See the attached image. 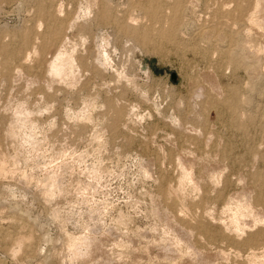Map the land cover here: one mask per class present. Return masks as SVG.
I'll return each mask as SVG.
<instances>
[{"label": "rangeland", "instance_id": "obj_1", "mask_svg": "<svg viewBox=\"0 0 264 264\" xmlns=\"http://www.w3.org/2000/svg\"><path fill=\"white\" fill-rule=\"evenodd\" d=\"M0 264H264V0H0Z\"/></svg>", "mask_w": 264, "mask_h": 264}, {"label": "bare ground", "instance_id": "obj_2", "mask_svg": "<svg viewBox=\"0 0 264 264\" xmlns=\"http://www.w3.org/2000/svg\"><path fill=\"white\" fill-rule=\"evenodd\" d=\"M259 22H260V21H259ZM241 198H243V196H241ZM241 198H240V199H241ZM84 240H86V239H84ZM87 241H88V240H87ZM83 242H84V241H83ZM74 243H75V242H74ZM78 245H79V244H78ZM71 246H72V245H71ZM80 248H81V247H80ZM80 248H79V249H80ZM81 251H82V250H81ZM85 252H86V250H85ZM73 253H74V252H73ZM79 254H80V253H79ZM79 254H78V256H79ZM86 254H87V253H86ZM86 260H87V259H86ZM89 261H90V260H89ZM89 263H90V262H89Z\"/></svg>", "mask_w": 264, "mask_h": 264}, {"label": "water", "instance_id": "obj_3", "mask_svg": "<svg viewBox=\"0 0 264 264\" xmlns=\"http://www.w3.org/2000/svg\"><path fill=\"white\" fill-rule=\"evenodd\" d=\"M175 76V75H174Z\"/></svg>", "mask_w": 264, "mask_h": 264}]
</instances>
